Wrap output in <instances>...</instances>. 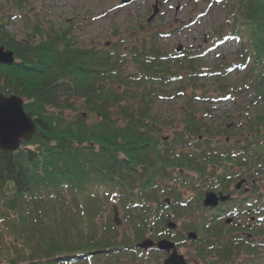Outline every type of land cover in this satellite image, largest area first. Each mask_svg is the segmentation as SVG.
Wrapping results in <instances>:
<instances>
[{
    "label": "trees",
    "instance_id": "obj_1",
    "mask_svg": "<svg viewBox=\"0 0 264 264\" xmlns=\"http://www.w3.org/2000/svg\"><path fill=\"white\" fill-rule=\"evenodd\" d=\"M27 2L9 0L12 6L0 17V46L14 55L11 64H0V93L21 97L35 125L29 141L13 151L0 150V264H90L93 254L115 256L122 248L136 253L134 243L115 241L114 219L96 235L95 201L117 198L126 218L142 221L143 200L164 206L157 192L176 202L171 212L188 210L181 193L162 188L163 181L179 180L194 191L188 199L200 201L204 191L225 192L243 176L250 179L248 192L235 203L233 198L225 202L226 210L236 217L238 211L256 215L247 234L260 241L251 244L241 237L245 252L233 253L235 217L229 224L222 218L204 227L202 216L200 226L217 238L215 251L228 254L229 264H264V0H204L205 11L195 12L190 24L216 11L223 12L221 25L230 29L209 30L201 45L181 52L165 45L162 34L178 32L188 21L172 29H149L150 23L140 22V32L133 30L127 44L118 38L100 47L77 44L73 25L52 31L35 24L32 34L19 39L9 26ZM231 40L241 45L242 62L208 69L204 57L210 46ZM237 64L249 65L248 84L229 89L225 82ZM204 81L218 83L217 88L206 89ZM247 90L253 93L248 101L253 110L245 107L242 123L220 129L206 118L212 103ZM172 91L184 98V111L175 116L182 126L166 137L160 123L167 117L152 110L156 100L175 98ZM66 195L78 209L77 220L67 215ZM160 216L150 220L152 232L166 228L164 220L157 224ZM138 226L135 241L146 231V225Z\"/></svg>",
    "mask_w": 264,
    "mask_h": 264
},
{
    "label": "rangeland",
    "instance_id": "obj_2",
    "mask_svg": "<svg viewBox=\"0 0 264 264\" xmlns=\"http://www.w3.org/2000/svg\"><path fill=\"white\" fill-rule=\"evenodd\" d=\"M10 6L12 5L9 4V0H0V17L6 15ZM203 8L205 11L204 0H128L126 2H124V0H28L22 10V12L25 13L18 11V15L13 18L9 30L16 38L25 39L28 34H32L33 26L35 24L44 30L51 29L52 31L63 30L64 28L73 25L71 28V34L77 44L84 47H100L103 44L116 42L118 38H121L123 43L127 44L130 40V33L133 30L137 29V32H140V29L137 27L140 22L150 23V26L146 27L149 29H172L188 21L186 25H183L184 28L180 29L178 32L170 31V34H162V40L165 45L171 49H175L176 52H181L185 47H197L201 45V37L209 30L211 31L214 28H220V30L228 31L230 29V26L224 24L221 25L223 12L219 13L216 11H213L212 13L209 11L206 15L200 16L194 23L190 24L191 22H189V20L192 19L191 16ZM167 32L169 33V30ZM136 34V32L131 34L132 38H138L136 37ZM36 37L38 36L36 35ZM207 43L208 41H206V44ZM0 47L2 48V51H11L4 46ZM208 51H210V53L204 57L206 58L204 64H206L208 69H215L216 63L233 64L234 62H242V57L240 56L242 48L235 40L216 44L214 47L212 45ZM216 53L219 54L218 57H216ZM248 68L249 65L247 64L245 68L240 69L239 67V69L236 68L231 71L225 82L227 87L229 89H232V87L240 88L248 84V77L245 76V72ZM211 82L212 81L203 82L206 89L217 88L218 83L212 84ZM211 84L212 87L210 86ZM175 89L176 88H171V90ZM186 89L189 90V87ZM168 90L170 89L168 88ZM176 92L172 91L169 93L170 95H175V98H162L156 100L153 104L154 109L152 111L155 110L154 112L167 117L166 119L161 120L162 123H160L162 129L160 133L161 136H170L171 133H169V131L182 126H180L179 121L177 120L180 119V117L176 118L175 116L179 115L181 111H184V98L182 96L176 98L178 97ZM15 96L19 97L18 95ZM252 97V90L242 91L238 94L231 93L224 100L212 103V105H210V113H207L205 116L206 118L215 121V127L218 125L217 127H220V129L223 127H235L237 121L242 123V118L240 117L241 114L245 113V111H243L245 107L251 111L253 110V105H251V108L248 107V101ZM238 105H240L239 110L235 109ZM227 111H229L230 116H223ZM170 118L175 122L168 123L167 119ZM27 141L20 140V142ZM188 148L190 149L191 146H188L187 150ZM173 176H175V174H173ZM246 178L247 177L244 176L239 177L233 183L234 185H230L225 192H212L216 195L220 193L223 195L229 194L230 198H233L234 200L233 203H235L239 201L237 199L245 196L248 192L250 179ZM239 182L240 186L237 188L236 185ZM256 184L261 188L259 180H257ZM160 186L164 189L167 188L168 191L169 189H176L181 193V199L187 201L185 204H187L186 207L188 210L177 209L176 213L175 211L171 212V208L175 207L176 202L174 203L169 200L168 196L163 192H157L156 195L157 199H159L158 202H163L164 206L158 204L152 198L149 200L147 199L148 201L143 200L144 210L140 209L142 221L138 216H135L132 220L129 217L126 218L124 212L125 208L123 207L122 202L117 198H113L112 200L107 199L106 201H100L99 203L95 201V205L92 204L94 209H97L95 210L96 215L93 218L94 230L98 237L102 236V226H106L109 219H114V225L117 231L115 241L117 243L122 241L129 243L132 242L135 246L143 239L150 238L154 242H157L162 238H168L173 243V247L168 251L156 248L151 250L141 248L138 249L136 253H132L122 248V251L115 254V256L110 255L103 258L101 254L100 256L93 254L90 259V264H163L164 259L173 250L183 257L186 264H229L227 260H219V258L213 256V254H215V247H217L216 243H218L216 241L217 238H213V235L211 236L202 230L200 226V220L204 219L202 216H205L206 219L204 221V227H207L209 222H212L214 219L220 220L226 218V220L231 222L235 217L236 219H234V221L244 226L243 229L246 228V231L238 230L237 234L232 233V239L233 236L241 235L251 239L253 244L260 241L261 237L252 238L250 234H247L250 224L257 221L255 220L257 219L256 215L249 212L246 214L241 211L236 212L238 217L232 214L229 215L225 202L221 204L219 211L209 208L206 209L202 206L200 207V205H202V199L198 201V196H194L189 200L188 197L192 196L194 191H192V188L188 185L181 187L180 181L177 179L163 181L160 183ZM206 192L208 191H204L203 194ZM65 197L69 206L67 215L73 220L79 219L80 214L77 211L78 209L76 210L74 207L71 197L69 195H66ZM230 198L227 201L231 200ZM156 213L162 214L157 220V224L159 225L160 221L164 220V223L167 224L168 228L162 227L161 229H154L152 232L150 229V220L152 218L154 219V214ZM211 215L213 216L211 217ZM206 216H210L211 219H207ZM257 223L261 222L258 220ZM140 224L142 226L143 224L144 226L146 225V231L139 241H135L134 232L136 228H140L138 226ZM156 225L154 224L155 227ZM192 232L196 234L195 239L189 238V234ZM204 236L207 240H205ZM4 239L9 241L15 240L14 235L9 234H4ZM202 247L204 249V258L198 253Z\"/></svg>",
    "mask_w": 264,
    "mask_h": 264
},
{
    "label": "water",
    "instance_id": "obj_3",
    "mask_svg": "<svg viewBox=\"0 0 264 264\" xmlns=\"http://www.w3.org/2000/svg\"><path fill=\"white\" fill-rule=\"evenodd\" d=\"M126 1L128 0H124V2ZM13 60V52L2 51L0 47V63L11 64ZM34 132L35 125L25 113L22 99L15 95L3 96L0 94V150H15L20 145L21 139L29 140ZM239 186L240 182L237 183L236 187L238 188ZM228 198V194L223 195L220 193L216 195L214 192L208 191L204 194L202 204L203 206L215 207L219 202H224ZM228 222L229 220H226V223ZM195 237V233L192 232L189 234V238ZM152 244L153 242L151 240L145 239L137 244V246L139 248H147ZM155 246L159 250L168 251L173 247V243L166 239H161L155 243ZM163 264H186V262L181 255L173 250L163 261Z\"/></svg>",
    "mask_w": 264,
    "mask_h": 264
},
{
    "label": "flooded vegetation",
    "instance_id": "obj_4",
    "mask_svg": "<svg viewBox=\"0 0 264 264\" xmlns=\"http://www.w3.org/2000/svg\"><path fill=\"white\" fill-rule=\"evenodd\" d=\"M219 206H217L216 208H214L213 210H216V211H219ZM213 215H211V217H212ZM224 219V218H223ZM237 230H234V229H232V231H233V233H235V234H237L238 233V230H241V231H244L245 232V230L243 229L244 228V226H242V225H240L239 223H237ZM241 233H243V232H241ZM238 236H240V237H238ZM238 236H235L234 237V241H233V243H234V248L232 249V251H233V253H234V251L236 252V251H238V249H239V252H241V253H244L245 252V249H246V244H247V242L245 241V240H243V238H241V237H244V236H241V235H238ZM246 237V236H245ZM176 238V237H175ZM213 238H215V237H213ZM253 243V241L251 242V244ZM151 249H155V247H151V248H148V250H151ZM202 249H203V247H202ZM198 253H200V254H202V256L201 257H205L204 256V249L202 250V251H200V252H198ZM214 253L215 254H213V256L214 257H217V258H219V260L220 259H224V258H226L227 256H228V254H226V255H223L222 254V252L220 251V250H216V251H214ZM198 259H199V257H198ZM200 260V259H199ZM224 261V260H223Z\"/></svg>",
    "mask_w": 264,
    "mask_h": 264
}]
</instances>
